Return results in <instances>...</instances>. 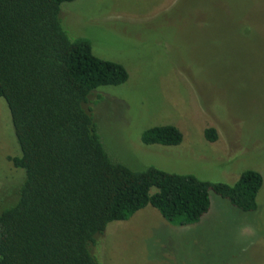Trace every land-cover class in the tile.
Masks as SVG:
<instances>
[{"label":"rangeland","instance_id":"1","mask_svg":"<svg viewBox=\"0 0 264 264\" xmlns=\"http://www.w3.org/2000/svg\"><path fill=\"white\" fill-rule=\"evenodd\" d=\"M60 19L71 39H89L97 57L129 71L127 83L90 97L112 161L231 185L247 170L264 177V0H76ZM164 125L183 133L181 145L142 143ZM20 153L0 99V211L25 181L12 162ZM211 203L183 227L147 206L110 223L94 253L100 264H264V186L254 212L214 192Z\"/></svg>","mask_w":264,"mask_h":264},{"label":"trees","instance_id":"2","mask_svg":"<svg viewBox=\"0 0 264 264\" xmlns=\"http://www.w3.org/2000/svg\"><path fill=\"white\" fill-rule=\"evenodd\" d=\"M74 1L0 0V99L21 151L12 162L25 172L16 201L0 211V264H100L94 248L110 223L152 206L173 225H194L209 213L211 192L241 211L258 210L264 177L257 171L231 185L111 160L90 97L130 74L97 57L89 39L69 37L60 14ZM205 137L217 141V130ZM183 140L173 125L142 136L146 146Z\"/></svg>","mask_w":264,"mask_h":264}]
</instances>
